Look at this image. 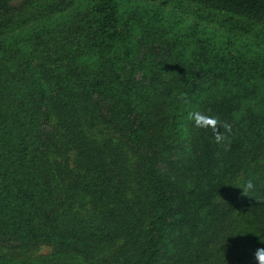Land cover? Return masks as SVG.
Masks as SVG:
<instances>
[{
  "label": "trees",
  "instance_id": "16d2710c",
  "mask_svg": "<svg viewBox=\"0 0 264 264\" xmlns=\"http://www.w3.org/2000/svg\"><path fill=\"white\" fill-rule=\"evenodd\" d=\"M12 1L0 0V264H255L264 50L247 36L264 0H92L85 33L62 40L45 19L74 0L6 16ZM169 3L189 18L181 30ZM240 176L250 198L225 199Z\"/></svg>",
  "mask_w": 264,
  "mask_h": 264
},
{
  "label": "rangeland",
  "instance_id": "374dc122",
  "mask_svg": "<svg viewBox=\"0 0 264 264\" xmlns=\"http://www.w3.org/2000/svg\"><path fill=\"white\" fill-rule=\"evenodd\" d=\"M47 1H52V0H42L41 5L42 3H45ZM91 1L92 0H74L71 6L66 11L55 14L54 16H49L45 19L47 24L51 25V28L54 30V32L58 33L57 35H59L60 37L59 40H62L63 38L74 39V37H81V35L85 33V31H83L84 29L83 26L85 24L84 20L86 19L87 16L86 7L90 4ZM54 2H57V0H55ZM144 4L147 5L148 7L153 6L152 4H148V3H144ZM162 9L164 10L165 13H171L173 17L174 16L176 17V19L179 22V25L176 26L177 30H181L183 23L189 20L185 12L179 10L178 8H175L171 3H169L167 6H162ZM28 10L29 7L23 3V0H13L10 4L9 14L6 16L24 15ZM134 14L136 15L137 22L138 20L146 19L141 10L138 12H134ZM174 21L175 19L171 18V23H174ZM138 30L139 28L137 27V29L134 31L135 36H137V34L139 33ZM254 31L255 33L252 36H247V38L259 44V47L264 50V27L262 28V26L259 25L257 28L254 29ZM231 34L236 36H241V33L238 32L234 34V32L232 31ZM11 35L18 36V32H15L14 34L11 33L10 36ZM4 39L5 36H0V43L4 42ZM63 42H65V40H63ZM149 46L155 49L156 51H158L159 46L157 41H155V44H149L148 47ZM162 48L165 49V45H163ZM242 181H243V176H240L237 182L235 183V185L232 187V189L226 194L225 199H227V197L232 194L240 195V190L238 189V187L242 185ZM236 216L238 217L239 222H242L239 209L236 212ZM44 252H48V251L44 250Z\"/></svg>",
  "mask_w": 264,
  "mask_h": 264
},
{
  "label": "clouds",
  "instance_id": "9594fccd",
  "mask_svg": "<svg viewBox=\"0 0 264 264\" xmlns=\"http://www.w3.org/2000/svg\"><path fill=\"white\" fill-rule=\"evenodd\" d=\"M206 124L215 126L213 135L215 136L217 143H219L221 140L220 127L222 126L220 125L219 120L215 117H209L206 119ZM196 126H201L199 121L196 122ZM238 189L240 190V196L242 198H250V194L255 190V184L252 179H248L245 183L240 185ZM252 256L255 264H264V247H257L252 253Z\"/></svg>",
  "mask_w": 264,
  "mask_h": 264
}]
</instances>
